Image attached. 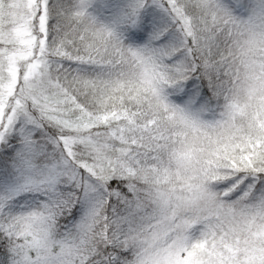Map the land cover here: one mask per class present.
<instances>
[{
	"label": "snow or ice",
	"instance_id": "snow-or-ice-1",
	"mask_svg": "<svg viewBox=\"0 0 264 264\" xmlns=\"http://www.w3.org/2000/svg\"><path fill=\"white\" fill-rule=\"evenodd\" d=\"M0 264H264V0H0Z\"/></svg>",
	"mask_w": 264,
	"mask_h": 264
}]
</instances>
